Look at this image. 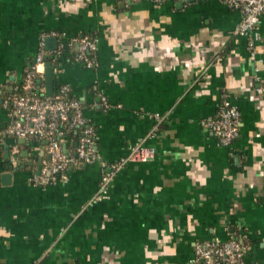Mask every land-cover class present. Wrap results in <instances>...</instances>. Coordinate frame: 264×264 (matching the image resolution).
I'll use <instances>...</instances> for the list:
<instances>
[{
  "label": "crops",
  "instance_id": "0c3cea01",
  "mask_svg": "<svg viewBox=\"0 0 264 264\" xmlns=\"http://www.w3.org/2000/svg\"><path fill=\"white\" fill-rule=\"evenodd\" d=\"M241 17L221 0H0V264H200L196 243L232 237L246 247L244 264H264V41L252 58ZM256 31L264 35V13ZM45 32L98 41L95 66L68 44L51 61V96L70 87L101 159L156 148L153 160L128 163L101 200L98 163L35 185L47 141L6 133L4 101L22 93ZM48 39L56 53L62 39ZM226 100L240 112L229 146L206 126ZM77 143L63 138L70 152Z\"/></svg>",
  "mask_w": 264,
  "mask_h": 264
},
{
  "label": "built area",
  "instance_id": "2783aa9c",
  "mask_svg": "<svg viewBox=\"0 0 264 264\" xmlns=\"http://www.w3.org/2000/svg\"><path fill=\"white\" fill-rule=\"evenodd\" d=\"M150 1L162 4L167 0ZM221 1L241 12L237 33L248 37V50L254 58L256 43L264 41V35L256 31L264 13V0ZM50 36L62 39L59 49L53 54L46 51V41ZM97 43V39L91 35L75 37L65 42L59 32L43 33L39 41L38 54L32 68L25 74L21 86L24 93L11 94L4 101L11 115V123L6 130L8 135L47 141L49 160L45 161L40 172L33 176V183L46 186L57 180L67 181L68 170L73 165L98 163L103 174L99 191L94 197L95 201L101 200L109 193L112 181L128 163L153 160L157 155L156 148L139 143L115 162L103 161L95 148V129L84 113L83 104L71 95L70 87L62 84L54 95L42 96L36 91L35 79L43 74V67L47 62H53L63 53L66 44L77 46L76 60L88 67L95 66ZM206 126L213 130L223 145L229 146L239 136L240 112L235 105L226 100L217 115L206 122ZM68 129H76L81 134L75 152H70L63 144ZM245 249V245L234 237L227 241L198 242L195 249L196 261L200 264H244Z\"/></svg>",
  "mask_w": 264,
  "mask_h": 264
},
{
  "label": "water",
  "instance_id": "95a60500",
  "mask_svg": "<svg viewBox=\"0 0 264 264\" xmlns=\"http://www.w3.org/2000/svg\"><path fill=\"white\" fill-rule=\"evenodd\" d=\"M52 40L48 39L47 40V44H51ZM45 76H46V80H47V87H48V90H47V96H51V89L53 88V84H54V73H53V68H52V64L51 62L49 61L48 63H46L45 65ZM10 173H6L4 174L3 178L4 179H10Z\"/></svg>",
  "mask_w": 264,
  "mask_h": 264
},
{
  "label": "trees",
  "instance_id": "16d2710c",
  "mask_svg": "<svg viewBox=\"0 0 264 264\" xmlns=\"http://www.w3.org/2000/svg\"><path fill=\"white\" fill-rule=\"evenodd\" d=\"M50 60V59H49ZM37 80H38V78H36L35 79V82L37 83ZM37 91V90H36ZM22 93H24V90L22 91ZM38 93V92H37ZM38 94H40V93H38ZM67 135L68 136H74L76 139H78L79 140V137H80V132L78 131V130H76V129H68V131H67Z\"/></svg>",
  "mask_w": 264,
  "mask_h": 264
}]
</instances>
